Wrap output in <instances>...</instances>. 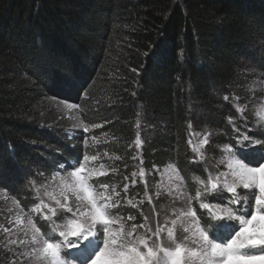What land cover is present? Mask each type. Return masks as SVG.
Masks as SVG:
<instances>
[{"label":"trees","instance_id":"16d2710c","mask_svg":"<svg viewBox=\"0 0 264 264\" xmlns=\"http://www.w3.org/2000/svg\"><path fill=\"white\" fill-rule=\"evenodd\" d=\"M258 44L264 50V0H0L4 183L18 181L16 195L28 205L30 176L20 178L21 171L48 172L99 153L112 158L104 161L113 172L103 182L123 185L139 168L133 145L139 135L148 184L136 179L127 191L119 187L118 200L141 202V213L124 203L118 211L143 223L142 215L150 216L144 197L156 181L153 168L173 161L187 177L205 176L206 160H197L190 134L209 135L205 157L215 161L238 130L252 127L246 111L241 120L235 99L242 107L248 100L239 69ZM256 65L264 72V54ZM54 99L79 104L91 132L67 140L68 122L48 106ZM90 138L98 143L84 147ZM35 153H45L39 166Z\"/></svg>","mask_w":264,"mask_h":264},{"label":"snow or ice","instance_id":"6c2138e0","mask_svg":"<svg viewBox=\"0 0 264 264\" xmlns=\"http://www.w3.org/2000/svg\"><path fill=\"white\" fill-rule=\"evenodd\" d=\"M245 110V107L237 106L241 116ZM254 116L258 124L264 125V103L256 107ZM229 122L233 123L232 117H229ZM84 130L87 131V128ZM237 130L234 126V131ZM208 142L205 135L200 146L193 148L198 160L204 159L201 149ZM262 143L249 135H241L237 137L235 149L225 145L217 169L223 164L227 171H209L207 179L194 177L198 185L195 196L186 194L182 188L183 177L173 169L180 181V185L176 186L180 192L177 198L184 199L186 196V202L181 208L173 209L174 218L166 217L163 223L158 220L154 229L148 226L147 217L145 223L134 224L129 229L121 216L112 213L111 210L119 206V201L113 196L119 193L115 189L109 193L107 184L101 183L97 187L91 183L95 177L107 175L103 165L99 170L89 166L88 162L96 160V156L85 155L82 162L76 158L70 169L66 162L61 163L52 176L46 178V183L36 186L32 182L40 199L31 211L50 221L51 232L43 234L30 213L18 215L15 221L18 231L25 236L30 234V238L14 239L9 243L30 245L31 251H25L23 255L42 264H264V157L258 164H252L239 151ZM140 145L141 140L137 136L136 146L139 148ZM140 177L146 183L143 169ZM132 183L135 184V181ZM241 188L252 195L253 203L249 204L247 196L238 194ZM127 189L126 184L124 190ZM41 190L42 197L51 203L41 198ZM221 191L231 194L226 205L204 199ZM241 200L244 201L242 207H232L240 205ZM193 201L199 204L200 214ZM13 203L20 207L18 201ZM132 206L135 207L134 204ZM205 211L216 224L207 227L202 224L201 215ZM58 212L70 215L58 216ZM53 217L62 222L57 223ZM220 222L226 223L221 225ZM138 228L144 229V233H138ZM210 228H222L223 238L217 234L210 238ZM178 229L185 234L182 240L177 238ZM0 230L10 232L8 228ZM164 234L169 241L167 246L163 243ZM190 244L195 247H190ZM64 250L76 251L70 253L72 258H65L61 255Z\"/></svg>","mask_w":264,"mask_h":264},{"label":"rangeland","instance_id":"374dc122","mask_svg":"<svg viewBox=\"0 0 264 264\" xmlns=\"http://www.w3.org/2000/svg\"><path fill=\"white\" fill-rule=\"evenodd\" d=\"M264 54V50L262 48V45L258 44V46L256 47H252L251 49L248 50L247 54L244 55V57L242 58V65L241 68L239 69L240 72V76H242L244 79H246L245 84L243 87H245L246 89V94H248L247 98L248 100L245 99V111L246 114L248 115V117H246V123H250L254 132L257 133V135L254 136V138H261L260 136H264V125H260L257 123V119L254 116V112L255 109L258 105H260L261 103H264V72L261 71H257V65L256 62L262 57V55ZM82 95H84V98L87 96V93H85V90L82 91ZM241 99H238L236 101L235 99V104L238 103V106H242L240 104ZM48 106L55 109L58 114L60 113L61 115L64 116V119H66V121L68 122L69 128L66 129L65 131V135H66V139L69 141H73L76 138V133L80 132V131H84L85 134L87 135L89 134V132H91L92 127L90 126H86L84 123V115L82 112V109L80 108L79 104H74L71 103L68 100H64V99H54V100H49L48 102ZM192 109H196V110H201L200 107L196 106V105H192L191 106ZM248 118V119H247ZM87 128V131H85L84 129ZM207 136H209L208 134H206ZM243 135V132L238 134L237 137ZM245 135V134H244ZM139 136V135H137ZM136 136V138H137ZM205 136H199V135H195L194 134H190L189 137V141H188V145L190 142H192V144L190 143V148L193 151L194 147H199L200 146V141H202L204 139ZM136 138L134 140V147H135V160H138V164H139V168L136 167V169L134 170V172L130 175V181H125V183H123V185L120 184V182H112V181H108L106 180V182H103L104 177L111 174L113 171L111 170V168L106 165L104 163V161L107 160H111V156H101L99 153H97V155H93V154H87L85 153L82 158H81V162L83 161V157L85 155L88 156H96L97 159L92 161L90 160L88 162L90 167H94L96 169H100L101 165H103V170L107 172V175H103V176H98L95 177L91 183L98 185L103 183V184H107L109 186V193H112L113 189H115L116 192L119 191V187H122V190H124V185H128V188L132 185H134L132 183V181L139 179V181H141V177H140V172L141 169L144 170L145 172V182H142L144 184H148V180L147 177L150 176V173H146V170L142 167L141 162H142V158H141V145L138 148L136 146ZM141 140V138H140ZM195 140V141H194ZM208 143H210V138L208 137ZM194 142V144H193ZM196 142V143H195ZM98 143V140H94V138H90L89 140H85L84 141V147H93L96 146V144ZM141 144H142V140H141ZM263 146V149L261 148L256 149L257 152L259 153H263L264 154V145L260 144ZM225 146V145H224ZM222 146L219 149L217 158H215V161H212V157L209 155V159H207L206 154H205V147L206 145L203 146V148L201 149V151L204 153V159L206 160V164H205V170L206 173L207 171H213L212 173H216L217 170L219 171H227V169L225 168V166L223 164L219 165V169H217V162L221 159V157L224 155L222 149ZM231 146V145H230ZM258 146V145H257ZM42 149H44L42 147ZM41 149V150H42ZM37 152V151H36ZM194 154H196L193 151ZM208 153V152H207ZM256 153V152H253ZM44 155L45 157V153L41 154H34V156H37L39 159V161H36V165L39 166L40 162L42 160H44V157L42 158L41 156ZM206 156V157H205ZM42 158V159H41ZM198 160V159H197ZM203 160H198L203 162ZM63 163V162H61ZM60 163V164H61ZM74 161L70 160L69 162V166L68 168L70 169V167L73 165ZM204 163V162H203ZM58 165H51V169L52 171H48L45 172L42 168H38V167H28V169H25L24 171H21L19 174V177H25V176H30L29 177V186H30V192H31V196L32 198L30 199L29 203H27L28 205H22L21 201L19 199V197L16 195L17 194V189H19V182L18 181H13L12 179H9L11 182L7 181L6 183H4V180H6V178L9 177H5L4 175L0 174V228H8L10 229V232H4L2 230H0V250L3 252V257H4V264H42L41 261H38L34 258H29L23 255V252L25 251H31V246H26V245H20L19 243H17L16 245H11L9 243L10 240H19V239H29L30 238V234L29 236H25L23 232L18 231V228L15 224L16 218L18 215H25V214H31L37 224V226L41 229L43 234H47L50 233L52 230V225L50 223V221L48 220H44L42 218V216L39 213H35L32 212L31 210L33 209L34 205L39 203V199L36 195L35 189L33 187L32 182H35L36 186H39L43 183H46L47 180L46 178H50L53 174V171L56 170L58 168ZM49 167V166H48ZM173 169H175L176 171L179 172V174L183 177L184 179V184L182 186V188L186 191L187 195H191V196H195V192L196 189L198 187V185L194 182V177H187V175H185V171L184 168H181L179 165H177L175 162H167L166 165L164 167H162L160 170L156 168H153V171L155 172V176H156V181L154 182V184L152 185L151 190H149L148 187V191L147 193H145V197L144 200L147 201L149 203V209L147 210L149 213V218L147 216H145L144 214L142 215V220L143 223H145V217H147V224L148 226L152 227L153 229L156 226L157 221L159 220L160 223H163L165 218H174L172 216L173 213V209H179L182 206H184L185 202H186V196L184 199H178L177 197L180 196V192L177 190L176 186L180 185V181L178 179H176V171H173ZM63 174V173H62ZM135 174V175H134ZM193 178V179H192ZM202 179H206L205 176H203ZM120 185V186H119ZM99 187V185L97 186ZM193 187V189H191ZM4 189H7V191L5 192ZM102 190V189H101ZM42 192L43 190H41V198L45 199L46 202L51 203L50 201H47L46 197H42ZM119 193V192H118ZM229 195V194H228ZM119 196V195H118ZM117 195L113 196L114 200L119 201V206L116 208H113L111 211L114 215L117 216H121L124 219L125 225L127 228H131L132 225H139L138 223H136L133 219L129 220L128 217L129 216H123L121 211H118L120 208L123 207V203H124V207H127V210L131 211V213H135L140 212V203L137 200L132 201V200H128V199H123L118 200L119 197ZM230 196V195H229ZM242 196L245 197L246 193L245 191L242 193ZM216 195L211 194V195H207L204 197V199H207L209 201H218L219 203H221L222 205H226L227 201L229 199V197H223V200H218L215 199ZM253 198V197H252ZM16 200L19 202L20 207L18 208L17 205L15 203H13V201ZM129 201H131V204L129 203ZM151 201V202H149ZM254 202V199H253ZM135 205V207H133L132 205ZM193 206L197 209L198 214L201 213L200 208H199V204L196 203L195 201H193ZM237 205H233L232 207L236 208ZM120 207V208H119ZM44 211L46 212L47 209H44ZM121 213V214H120ZM65 215H70L67 213H63V212H58V216H65ZM54 220H56L57 223H61V220H57L56 217H53ZM201 222L202 224H210L211 220L208 218V214L206 212V214H202L201 215ZM226 222H220L221 225H223ZM142 224V223H141ZM211 229V228H210ZM209 229V232L211 233ZM217 229V233L219 235H221V237H223V233L220 232V228H216ZM212 231H214L212 229ZM138 233H144V229L138 228L137 229ZM216 234V233H214ZM55 236V234H53ZM101 235V239H102V233ZM185 234L180 231L178 229L177 231V238L178 239H183V236ZM211 238V236H210ZM55 239L59 240L58 236H55ZM163 243L165 246H167L169 244V241L166 238V234H164V240ZM190 247H195V245H191ZM76 250H64L62 251L61 255L64 256L65 258H72L70 256V253H74Z\"/></svg>","mask_w":264,"mask_h":264}]
</instances>
